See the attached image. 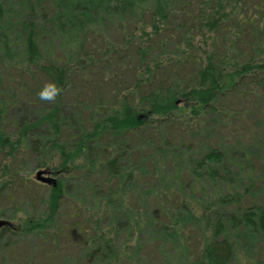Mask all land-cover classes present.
Returning <instances> with one entry per match:
<instances>
[{
    "label": "trees",
    "instance_id": "16d2710c",
    "mask_svg": "<svg viewBox=\"0 0 264 264\" xmlns=\"http://www.w3.org/2000/svg\"><path fill=\"white\" fill-rule=\"evenodd\" d=\"M44 3L0 0V201L12 202L11 197L20 192L19 196L28 198L29 206L34 203L30 174H26L29 162H34V169L46 170L53 175L55 184L43 202L49 211L46 218L25 214L17 218L22 223V233L41 235L48 226L60 234V227L54 225L61 218L69 225L66 231L70 235L85 237L84 245L95 256L90 259L88 255L87 260L111 264V240L106 230L98 232L99 219L93 221L91 216L97 211L95 217L102 215L103 220L107 219L109 208L121 204L131 214L129 221L135 218V222H129L131 231L139 226L137 219L147 215V209L141 207L146 200L135 196L130 203L127 195L133 184L151 191L176 185L179 195L170 201L171 207L163 206L161 195H148L147 203L155 211L152 225L177 228L180 212L185 214L190 209L188 202L180 198L188 193L190 181L193 185L201 179L231 183L230 171L241 175L237 158L246 159L244 150L216 147L197 162L191 143L180 145L173 138L174 126L179 124L180 132L185 129L173 112H186L188 118L183 119H190L199 127L207 114L223 119L232 111V117H237L236 101L241 103L243 112L256 111L254 108L258 107L264 113L257 101L264 100V0H156L149 11L150 30L143 28L134 44L130 40L133 37L123 34L118 44L98 39V35L93 38L90 25L95 20L103 21L98 17L104 15L124 19L136 10L139 0ZM16 8L22 18L12 21L8 13ZM173 13L177 14V22ZM40 25L51 30L63 48L62 57H54L38 43ZM167 28L174 29V33L165 34ZM166 42L172 45V54L161 58L157 54ZM35 73L42 75L47 84L55 82L61 88L60 95L54 101L41 100L39 87L36 92L31 91V100L18 104L17 97L10 93L16 89L12 85L14 78L18 74L33 77ZM76 73L81 77L77 88L70 85V75ZM120 76H125L127 86H120ZM107 84L114 85L109 90ZM68 86L75 91L69 117L62 106ZM230 96L232 102H227L225 98ZM33 100L49 103L48 110L29 111L35 105ZM157 124L158 128L162 126L161 131L155 127ZM231 131L232 135L241 133L234 127ZM254 135L249 141H254ZM132 141L139 147L131 148ZM254 144L263 151L264 159V139ZM151 156L148 163L156 177L143 181L139 168ZM206 162L219 167L207 166ZM190 165L194 169L189 170ZM248 166L256 184L246 182L241 194L226 191L218 200L205 202L199 224L205 221L207 234L203 236L200 231L197 255L191 264H228L235 252L232 230L238 232L241 226H250L264 239V163L256 168ZM167 170L173 171L174 176L169 179L173 184H168ZM82 179L86 181L82 196L90 194L92 198L89 211L68 197L74 182ZM258 191H263L259 204L251 199ZM65 206L68 208L63 212ZM29 210L32 213L35 209ZM27 223H34L31 231L25 229ZM85 225L92 226V235L86 234ZM10 234L15 235L10 228L0 229V239Z\"/></svg>",
    "mask_w": 264,
    "mask_h": 264
},
{
    "label": "rangeland",
    "instance_id": "374dc122",
    "mask_svg": "<svg viewBox=\"0 0 264 264\" xmlns=\"http://www.w3.org/2000/svg\"><path fill=\"white\" fill-rule=\"evenodd\" d=\"M40 1L45 4L44 2H47L48 0ZM139 2L140 3L136 10L131 14L128 13L122 20L110 15L98 17L103 18V21L95 20L94 23L90 25L91 31H93V38H98V35L101 37L98 39L104 38L105 42L118 44L121 41L120 35L123 34L127 37H133L130 38V40L134 44L143 28L145 31L150 30L148 26L149 22H151L150 15L152 14H150L149 11L153 10L156 0H139ZM47 7H50L49 3L47 4ZM8 14L10 20H15L16 17L21 15L17 8L12 9V11ZM173 15L175 16L174 20L177 22V14L173 13ZM21 18L22 17H18L19 20ZM38 30H40L42 34L41 37H39L38 43H40L42 47H47L50 54L54 57H62L64 54L62 51L63 48L60 44H58V41L53 38L51 30L44 25H40ZM168 33H174V29L170 30L167 28L165 34ZM161 37L164 41L167 40L165 39V36L161 35L160 38ZM166 43L164 46L165 48L157 54L161 58H168L172 54L170 53L172 52V45ZM83 47L85 48L86 46ZM129 50L131 51L132 47ZM2 71L6 75L4 69H2ZM79 73L70 75V85H73L76 88L81 86V77ZM127 78L129 79V76H127ZM13 81L12 85L14 84L16 89L12 90L10 93H12L13 98L17 97L18 104L23 101L27 102L31 100L30 97H34L31 95V91L36 92L39 87L43 88L47 84V81L38 73H35L33 77L18 74ZM118 81H120L119 84L122 87L125 84L126 86L128 85V81L127 79L125 80V76H120ZM113 85L114 84H107L106 88H109L110 90ZM69 87L70 86L66 88L62 99V106L67 117H69L72 112L71 104L75 96V91ZM9 97L11 98V94ZM225 100H227V102H232L231 96L229 98L226 97ZM257 101L258 104L264 107L263 98H259ZM33 102L35 105L29 108V111H32L33 109L34 113H43L48 110L49 103L46 104L42 101L37 102V100H33ZM240 104V102L236 101V107H234L237 117H232V115L234 116L232 111L229 117H225L223 119H220L214 114H207L204 118H201L200 127L195 126L193 121L190 119H183L187 114L186 112H173L174 118L176 120H182V123H184L182 126L185 127L184 132H180L179 124L174 126L172 129L173 131L171 130L173 138H175L176 142L180 145L184 142L185 144L191 143L189 146H192L191 151L193 154H196V159H198L197 162H200L206 153L208 151L210 152L211 149H217L216 147L221 149L223 148L225 150H232V148L240 149L244 150L246 157V159L237 158L238 164L242 169V173L240 175V172L238 173L233 170L230 171L229 181H232L231 183H211L208 180L201 179L199 183L197 182L193 185V181L185 180L186 183L190 181V186L188 187L189 191H187L188 193L184 194V196L180 195V198L184 199L185 202H188L190 209L189 212L187 211L185 214L180 212V222L177 228L156 227L155 225H152L151 223L155 216V211L152 210L147 203L148 195H153L152 198L161 195L160 198L163 206H166V208L171 207L170 203L174 200V197L179 195V189L176 185L173 187L169 186L165 190H163V188L156 189L155 187L153 191L149 188L144 189L143 187H140L139 184H133L131 186L130 192L127 195L130 203L134 200L133 198H135V196H139L143 200H146V203L141 205V207L147 209V215L145 218L140 220L137 219L136 223H138L139 226H135L132 231L131 228H133V226H131L129 222H135V218L134 220L129 221L131 214L129 211H126L127 209L123 208L121 204L113 205L109 208V216L104 220L103 217H101L102 215L95 217L97 215V211H94V217L91 216V220L94 221L99 219L98 226L100 228H97L98 232L99 230H101V232H105L106 230L108 233L106 234L107 238H110L111 240L113 256L111 264H191L197 255L195 253L198 250L197 246L201 239L200 231L203 232V236L207 234L204 229L205 226L203 225L205 221L202 224H199L202 218L201 215L204 210L205 202L208 201L206 204H209L212 201L214 202L218 200L223 197L225 193H228L226 191H232V195L237 193L241 194L244 188L247 187V184H245L246 182H249V184L252 182H254V184L257 183V180H254V173L250 172L248 164L256 168L257 164L260 162L264 163L263 151L259 148V146H255V144L253 145L256 141L264 139V113H262L263 111L261 112L258 110V107L254 108L256 111L246 110L243 112L242 108H240ZM218 107H220V105H218ZM245 113H247V115ZM187 118L188 117H185V119ZM226 124H228V126ZM155 127L158 128V124ZM233 127L241 130V133H235L232 135L231 128ZM158 129L161 131L162 126H159ZM253 135L254 141L251 142L249 141V138ZM243 136L247 137V139L243 140ZM235 140L239 143L235 142ZM209 145L212 146L209 147ZM132 146L134 148L139 147L135 141L131 142V148H133ZM175 158L179 159V155H176ZM149 159H153V156L147 157V160L143 163L144 165L142 164L139 168V174L143 181H148L149 179L152 180V178L156 177L154 173H151L150 164L148 163ZM28 165L29 166L26 168V174H30V190L32 191L33 198L35 199L34 203L29 206L28 198L21 195L19 196L20 192L15 193L13 197H11L13 198L12 202L10 199L0 201V229L8 227L12 230V233L15 234L5 235L0 239V264H97L90 260L91 258L94 259L93 257L95 256L93 251L90 254L89 247L84 245L83 241L85 240V237L82 235H70V231H66V227L69 225H67V223L61 218H59L58 222L54 225L60 227L62 232L60 234L56 231L54 232L52 229H49L48 226H46L47 228L44 230L48 229L49 232H43L41 235L36 233L25 234L26 231H23L22 233V223H18L17 218L22 214H25L26 216H35L37 219L41 217L46 218L49 211L47 207L43 205V202L48 199L50 186H54L55 184L54 177H52L53 175L47 173L46 170L34 169L35 163L31 161ZM206 165L216 168L219 167V165L215 163L206 162ZM192 169H194V167L190 165L189 170ZM39 171L45 173L42 177L51 178L53 183L47 184L46 187L42 186V183L36 181V173ZM184 175L187 176L183 172V178H185ZM173 176L172 170L166 171L168 184H173L169 180ZM154 181L155 180H153V182ZM85 183L86 181L84 179L79 180V182L76 183L74 182L69 191V195H67L68 197L70 196L69 198H71V201L74 203L77 202L89 211L93 207L92 198L90 194H88L87 197L82 196V191L86 186ZM190 187L191 190L189 189ZM262 192L263 191L256 192L255 195L253 194L251 196V199H254V202L259 204ZM17 200L19 201L14 202ZM17 203H19V205H17ZM101 204L103 205L104 201H102ZM135 206L137 205L135 204ZM30 208L35 209L36 213L34 212L35 210L30 213ZM67 208L68 207L65 206V208H62V211L65 212ZM228 210L230 209L228 208ZM161 220H163L162 215L159 217V221ZM33 224L27 223L25 229L31 231V226ZM45 225H47V223ZM91 227V225L90 228L86 225L83 227L85 230L88 229L86 234H93ZM188 230H193L192 234L188 233ZM127 231H131V235H127ZM194 231H198V234ZM126 236H130L128 237L130 241L126 239ZM263 240L264 239L259 236V233H256L252 228H250V226H241L238 232L233 229L232 241L235 243V252L228 264H264ZM88 255H90V259L87 260ZM99 264L106 263L104 261H99Z\"/></svg>",
    "mask_w": 264,
    "mask_h": 264
},
{
    "label": "clouds",
    "instance_id": "9594fccd",
    "mask_svg": "<svg viewBox=\"0 0 264 264\" xmlns=\"http://www.w3.org/2000/svg\"><path fill=\"white\" fill-rule=\"evenodd\" d=\"M61 93V88L55 82H49L38 93L39 98L45 101H54Z\"/></svg>",
    "mask_w": 264,
    "mask_h": 264
},
{
    "label": "water",
    "instance_id": "95a60500",
    "mask_svg": "<svg viewBox=\"0 0 264 264\" xmlns=\"http://www.w3.org/2000/svg\"><path fill=\"white\" fill-rule=\"evenodd\" d=\"M43 175H45V173L42 172V171H39L38 173H36V177H35L36 181H38V182H40L42 184H50V183H53V180L51 178L42 177Z\"/></svg>",
    "mask_w": 264,
    "mask_h": 264
}]
</instances>
